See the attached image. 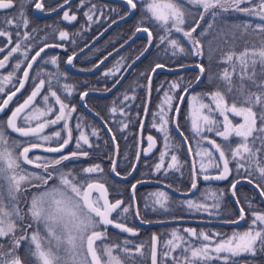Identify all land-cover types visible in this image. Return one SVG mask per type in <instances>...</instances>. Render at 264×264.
I'll return each instance as SVG.
<instances>
[{
    "label": "snow or ice",
    "instance_id": "6c2138e0",
    "mask_svg": "<svg viewBox=\"0 0 264 264\" xmlns=\"http://www.w3.org/2000/svg\"><path fill=\"white\" fill-rule=\"evenodd\" d=\"M17 2L18 0H0V10L12 9ZM28 2L32 3L33 0H28ZM68 2L69 0H64V4H68ZM80 3L83 5L85 0H80ZM126 4L130 10L137 9L140 4L141 23L149 21L155 24L163 33L158 37L160 43L166 41L174 50V54L175 50H178L179 53L187 52L196 57H204L209 64L213 62L216 49L212 47V40H208V54L205 56L201 37L212 35L213 39L218 38L213 35V28L215 21L223 12L236 11L260 18L261 22L255 25L249 23L235 26L242 29L243 33L247 34L251 31L261 39L258 48L253 46L251 49L245 48L238 54L229 52L222 57L223 61L230 63L232 72L225 69L219 75L208 74L204 64L197 66L199 73L196 77V84L199 85L201 77L206 76L207 80L213 82L210 85L213 90L191 95L190 104L193 106V111L190 115V128L196 141L195 155L200 158L201 162L197 168L195 157L193 158L190 190H198L200 173H205L202 175L204 181L225 180L231 173L230 160L237 162L238 174L240 169H245L249 182H252L253 175H258L259 179L264 182V0H126ZM245 4L250 6H243ZM189 5H195L202 9L198 12L199 21H205V17L209 16L212 22H206V27L201 28V24L195 22L196 18ZM63 6V4L56 7L49 6L47 10L56 12ZM34 8L45 11L44 0H35ZM94 8L95 5L84 13L88 21L93 19ZM189 18L193 20L191 25L188 24ZM62 19L72 22L77 20V16L70 15L69 11H64ZM3 23L5 25L15 24L17 29L21 26L27 29L30 21L27 19L26 11L21 7L15 17H5ZM198 28H201L199 33H197ZM136 31L147 33L149 44H151L152 32L149 28H137ZM174 33H182L183 37L190 42L191 48L186 49L180 38L175 37ZM16 34L21 35L19 31ZM227 35L225 34V36ZM0 36H7L8 42L11 43V32L0 29ZM59 36L61 39H66L69 33L60 31ZM231 37L235 39V33H232ZM219 38L225 39V37ZM30 39H32L31 32L24 31L22 41L28 42ZM225 42H227L226 39ZM45 47H51V45H45ZM31 48L32 45L28 43L22 50V43L17 42L15 47L0 60V69H4L14 54L22 52L23 60L17 59L12 71L7 75L0 74V93H5V86L12 83L23 61L28 59ZM3 51L4 49L0 48V52ZM42 52H44V47H41L31 57V62L27 64L22 79L18 82L19 86L13 85L15 90L7 94L6 99L0 101V113L5 111L13 97L25 87V82L29 79V70L32 69L33 63ZM72 60L73 57L70 56L67 62L71 64ZM50 62L56 64L57 58H50ZM117 65H119V61ZM237 66L240 69L238 84L233 80ZM258 66L259 72H257ZM163 67L162 64H156L152 72ZM116 71H119V67L116 68ZM108 74L115 73L110 69L108 73H105V75ZM37 76H39V72ZM56 79L58 82L59 77ZM245 81L251 87H246ZM45 83L44 79H40L38 84H34L33 90L23 103L11 110V115L6 121H0V264H25V262L27 264H126V261L127 264H135L137 255L143 258V244L134 246L133 250L128 247L127 240L123 242V246L110 244L106 241L108 226H113L125 233L136 234L134 228L119 221L121 219L126 221L130 211L134 217H139V207L131 202L125 204L120 199L109 200L107 187L100 178L93 175L103 173L104 170L100 165L82 168L80 174H83V179L74 170L66 168L65 161L88 157L89 152L85 150V147L90 148L92 145L89 135L83 130L84 126L79 121L74 125L75 129L80 130L79 135L75 140L73 139V126L70 122L76 108L65 103L57 95V92L52 90L51 74H49L48 80L49 91L41 97L44 107L36 105V98L41 95ZM62 87L65 92L71 91V86L67 84ZM147 87L150 99V77ZM191 87V82L173 81L169 89L164 92V98L157 106V111L152 113V127L158 128L163 134L164 147V151H161L159 155L160 162L155 165L156 172L165 168L166 157L169 159L166 171L172 169L179 171L183 164L176 153L185 146L189 153L193 152V145L187 143L188 137L184 136L183 132H179L184 143L177 145L173 142L170 129V125H172L179 131L180 104L184 100V94H188ZM253 88L256 90L253 91ZM87 95V92L83 93L82 98ZM50 98H53L51 105L48 103ZM229 98H231V102H229ZM124 99L128 100L129 97L125 96ZM131 99H135V96ZM205 100L208 102L205 103ZM120 110L123 111V109ZM111 111L116 112L117 108L113 107ZM144 112L148 113L147 107ZM230 117H240L242 122L233 124ZM18 120L23 126H18ZM54 126H59L58 130L51 134H45L46 129ZM127 126V124L123 125L124 128ZM108 131L111 132V129ZM11 133H16L18 137L27 139L24 143L17 139L10 141ZM207 133H214L216 137H221L223 144L217 143L215 139H210ZM91 135H98L96 129L91 130ZM233 138L238 139L234 148L231 147ZM112 139L115 140L114 135ZM54 140L56 146H48ZM147 141V151L151 152L156 141L152 136H148ZM73 142L76 150L65 154L63 150ZM203 142H207L210 147L203 148ZM225 146L228 148L227 155ZM36 149H42L45 153L55 155H35L30 158L29 153ZM205 158H207L208 167L218 170L222 168L219 174H207L208 167L205 166ZM219 161L223 162L222 165ZM27 165L34 167L32 170H28ZM115 168V161H113V172H115ZM134 170L135 168H133ZM116 174L119 175V173ZM137 183H143V181H137ZM238 183L240 181L236 180L231 185L233 196L236 195L235 189ZM255 187L264 197V188L261 187V184L256 183ZM131 189L134 198L136 184L131 185ZM29 191H31V196L25 201L27 206L25 211L19 207L20 198ZM208 192L209 190L206 189L201 195L205 199L213 200L212 204L201 202L199 199H188L181 203L186 205L189 210L197 212L218 209L224 195L223 191L218 190L219 194L211 192L210 195ZM149 197L154 198L153 204L158 205L160 209L165 211L168 209L170 196L167 192L159 190L150 193ZM236 202L239 204L238 198ZM147 206L145 204V207ZM249 207L252 205L249 204ZM113 213L116 214V219L112 218ZM248 215H250V219L246 220L245 208L241 205L238 220L230 222L246 221L247 229L243 232L234 231L226 237L219 232L214 235H209L206 232L198 233L194 228L174 229L170 234L171 239L165 243L164 258L167 259L171 253L180 249L182 253L180 258L177 260L176 257H173L175 264H210L216 259L222 260L224 264H235V257L244 254L255 256L258 252L264 253V211L253 210ZM26 219L30 222L26 223ZM34 225L35 227H33ZM183 233L189 235L185 237ZM193 237L199 241L198 245L192 243ZM217 237L221 238L216 240ZM97 241L100 242L99 246H97ZM157 241L158 237L153 236V244L150 248L151 264H157ZM5 244L8 245L7 249H5ZM22 244L25 246L23 259L21 258Z\"/></svg>",
    "mask_w": 264,
    "mask_h": 264
},
{
    "label": "trees",
    "instance_id": "16d2710c",
    "mask_svg": "<svg viewBox=\"0 0 264 264\" xmlns=\"http://www.w3.org/2000/svg\"><path fill=\"white\" fill-rule=\"evenodd\" d=\"M34 2L35 0H33L32 3H29L28 0H18L14 8L0 13V29L12 33L11 43L8 42L7 36H0V48L4 49L3 52H0V60H2L3 57L7 55L13 47H15L17 42L22 43V50L27 46L28 43L32 45V48L28 53V59L23 61V64L21 65L20 70L16 72L12 83L10 86H7L9 89L13 90L15 87L19 86L18 82L22 78L23 71L26 69L27 64L31 62V57L34 56L41 47H44V52H42L40 57L37 58L36 62L33 63L29 79L25 82V90L21 94V97L23 98L27 95H30L34 84H38L40 79H44L46 82L45 88L42 90L41 94L42 96L47 94L49 91V74H51L53 86L52 90L56 91L57 95H59L65 103L69 104L70 106H75L76 111L72 113V121L70 122L73 126V139L75 140V138L79 135L80 130L75 129L74 127L75 123L79 121L84 126L83 130L89 135L92 146L90 148L85 147V150L89 152L88 157H81L75 161H65L64 163L66 168L72 169L77 174H80V170L82 168L97 164L100 165L104 171L102 176L98 178L101 179L102 183H105L108 186L109 191L113 196L117 194L116 198L123 200L125 204L131 202V185L137 181H157L168 186L171 185V188L179 192H188L191 187L192 172L188 152L185 147L180 148L179 152L176 153L183 164L179 171L175 169L166 171V166L169 163V159L167 157L164 161L165 168H162L160 172L155 171V165L160 162L159 155L161 151H164V147L163 134L158 130V128L152 127V113L157 111V106L164 98V92L169 89V86L173 81L180 80L182 83L191 82V84H193L196 81L198 73L196 71H187L179 74L159 73L155 76L152 82L150 109L143 131V137L153 136L158 143V150L152 157L141 159L137 172L132 181L127 183L112 182L109 173L112 161L114 159L113 144L102 126L82 110L80 105V96L87 91H106L112 88L120 79L121 75L129 66V64L146 49L148 42L146 39H138L126 50L105 64L103 68L95 75L89 76L70 74L65 68V60L67 56L81 50L83 47L88 45L106 28L109 23L126 16L128 11L124 6L107 0H85L83 5H81L80 0H77L70 7V12L71 14L73 13L77 16V21L73 26H68L63 23L61 16L59 15L47 19H36L33 16ZM63 3L64 0H45V10H47L49 6L56 7L57 5ZM93 5H95V8L93 9V21L91 23L88 21L84 13L88 12L89 8H92ZM243 6L250 5L245 4ZM21 7H23L26 11L27 19L30 21L27 29L23 28L22 26L17 29L15 24L5 25L3 23L4 18L15 17L20 11ZM189 7L191 8L193 16L196 18L195 22L200 23L201 28L206 27V22H212L209 16L205 17V21H199L198 12L202 11V9H199V7L195 5H189ZM141 20V6L138 4L136 14L131 20L115 27L104 38H102L96 44V46H94L76 61L77 67L82 69H91L107 54L129 40L137 28L147 27L152 32L153 47L150 53L129 73L119 89L106 98L91 96L86 100L87 105L104 120L115 136L119 152L116 170L120 175H128V173H130L134 167L137 158L140 126L147 103L148 79L152 69L156 64H163L167 67H177L199 62L204 64L208 74L215 73L219 75L222 74L225 69H227L229 72H232V66L229 62L223 61L222 57L229 52H235L238 54L245 48L251 49L253 46L258 48L260 46L261 39V37H257L256 35L252 34L251 31L245 34L243 33L242 29L235 27L249 23L252 25L260 23L261 20L259 17L249 16L245 13L236 11L223 12L221 16L215 21L213 28V35L218 38L213 39L212 35L201 37V43L204 46L205 56L208 54V40H212V47L216 49L213 62L209 64L204 57H196L194 55L188 54L187 52L179 53L178 50H175L174 54V50L166 41L164 43H160L158 37L163 34L162 31H160L155 24L149 21L141 23ZM188 24H193L192 18L188 19ZM201 28L197 29V33L201 31ZM33 29H35V31H33ZM17 31H19L21 35L18 36L16 34ZM24 31L31 32L32 34V39H30L28 42L22 41V35ZM60 31H67L69 33L68 38L61 39L59 36ZM232 33H235V39H232ZM225 34L228 35L225 36ZM174 36L180 38L183 46L186 49L191 48L190 42L183 37L182 33H174ZM219 37H225L227 42H225V39H220ZM45 45H51V47H45ZM52 57L57 58L56 64H52L50 62V58ZM17 59L23 60L22 52L16 53L10 58L7 66L2 70L4 75H7L8 72L12 71L13 65ZM118 61L119 65H117ZM117 67H119V71H116ZM110 69L115 74L105 75V73H108ZM38 72L39 76H37ZM239 72L240 69L237 66L236 73L233 74V80L237 84L239 83ZM257 72H259V66L257 67ZM56 77H59L58 82ZM212 83L213 82L207 80L205 76L201 86L197 88L193 94L211 92L213 90V88L210 86ZM64 84L71 86L70 92L64 91L62 87ZM245 86L251 87L247 81H245ZM252 90L255 91L256 89L253 88ZM125 96H128L129 99L125 100ZM133 96H135V99H131ZM21 102H23V100H18L16 104L18 105ZM204 102L207 103L208 100H205ZM229 102H231V98H229ZM35 103L41 108L44 107L41 96L36 98ZM48 103L50 105L53 104V98H50ZM113 107L117 108L116 112L111 111ZM120 109H123V111ZM230 118H232L233 124L242 122V118L240 117ZM156 122L158 123L159 121ZM124 124L128 125L127 128L123 127ZM189 124L190 122L188 119L186 100L179 116V125L182 132L188 137V142L193 145V155L196 160L194 152L195 139L191 134ZM58 128L59 126H54L52 128L46 129L45 134H50ZM92 129H96L98 132L97 136L91 135ZM170 129L173 142L177 145L183 144L181 139L174 133L172 125H170ZM207 135L210 137V139H215L217 143L223 144V139L221 137H216L214 133H207ZM10 138L20 140V138H17L13 134H11ZM26 139L27 138H23L20 141L24 143ZM237 143L238 139L233 138L231 147L234 148ZM143 145H145L144 140ZM25 146L27 145L25 144ZM203 146L206 148L210 147L207 142H203ZM258 146L259 144L257 143V147ZM75 150L76 147L75 143L73 142L69 152ZM225 152L227 155V146H225ZM219 163L222 165V161H219ZM236 164V161L230 160V177L226 181L220 183L203 182L201 176L199 175V189L197 194L192 198L181 199L169 194L170 202L166 211L163 209H154L153 203L149 198V193L155 187H140L137 190V203L140 210V217L146 221H157L174 218H196L221 221L236 220L239 217V211L237 210L230 196V188L232 183H234L236 180L243 178L249 179L248 173L245 171V169H240L239 174L237 173ZM245 167L247 168V164ZM80 175L82 176L81 179H83V174ZM93 175L96 176L98 174ZM251 180L255 184L260 183L261 187L264 188V182L259 179L258 175H253ZM206 189L209 190V195L211 192H217V194H219L218 190L223 191L224 195L220 200V207L218 209L210 210L209 212H195L193 210L188 211L189 209L187 206L181 203L182 201L188 199H199L201 202L212 204L214 202L213 200L205 199V197L201 195V193ZM120 193L122 195H120ZM236 196L239 199L240 206L242 205L245 208L246 220L250 219V215L248 214H250L251 211H264V204L261 198L250 186H240L236 190ZM5 203H7V200H5ZM145 204L148 206L145 207ZM249 204H251L252 207H249ZM193 212L196 214H193ZM172 214L174 217H169V215ZM128 215L129 217L126 221L123 220V223H127V225L131 228H137L132 211H130ZM177 228H194L198 233L206 232L209 235H214L215 233L219 232L226 237L230 236L234 231H245L247 229V223L245 221V224L242 228L198 225L162 226L141 230L139 235H126L124 233L111 231L107 243L122 245L123 242L127 240L129 242L128 247L132 248L133 250L134 246L143 244V258H141L139 255H137L136 258L140 261L139 264H151L149 260L150 248L153 244V236H156L158 237V241L156 242L158 255L157 264H175L173 260L168 258L165 259L163 253L165 251L166 241L171 239V232ZM183 235L187 237L189 234L183 233ZM220 238L221 237H217L216 240H219ZM192 243L194 245H198L199 241L193 237ZM6 245L7 244H5V246ZM24 252L25 246L22 244V259L24 258ZM181 255L182 253L180 249H177L175 252H173L172 258L176 257L178 260ZM263 256L264 253L258 252L255 256L244 254L239 257H235L234 260L235 264H264ZM25 264H27V262H25ZM210 264H224V262L222 260L216 259L211 261Z\"/></svg>",
    "mask_w": 264,
    "mask_h": 264
},
{
    "label": "water",
    "instance_id": "95a60500",
    "mask_svg": "<svg viewBox=\"0 0 264 264\" xmlns=\"http://www.w3.org/2000/svg\"><path fill=\"white\" fill-rule=\"evenodd\" d=\"M45 1V0H44ZM77 0H69L68 4H63V8L62 9H59L56 11V12H50V11H39V10H36L34 7H33V16L36 18V19H47V18H51V17H55L57 15H60L63 17V12L64 11H69L68 9L76 2ZM107 1H110V2H113V3H117V4H120L122 6H124L127 11H128V14L120 19H117L115 20L114 22H112L109 26H107L98 36H96L88 45H86L84 48H82L81 50H79L78 52L74 53L71 55V57H73V60H72V63L69 64L68 62H66V70L70 73V74H78V75H95L97 74L105 64H107L110 60H112L113 58H115L117 55H119L120 53H122L124 50H126L129 46H131L135 41H137L138 39H146L148 44H147V51H143V55H139V59H135L133 60L129 66L126 68V70L124 71V73L121 75L120 79L118 80L119 83H116L115 86H113L112 88H110V91L109 90H106V91H87L88 95L87 96H83L82 98V95H81V98H80V105H81V108L88 114L90 115L91 117H93L97 122H99L103 128L105 129V131L107 132V134L109 135L110 139H111V142L113 144V147H114V160L115 161V165L117 167V163H118V156H119V152H118V145H117V142L116 140H113L112 137H113V133L112 132H109L108 129L109 126L103 121V119L97 115V113L95 111H93L86 103V100L88 97H99V98H106L110 95H112L114 92H116L119 87L122 85V83L124 82V80L126 79V77L129 75V73L145 58L148 56V54L150 53L152 47H153V35H152V38H151V44H149V38H148V35L147 33H144V32H137L135 31V33L133 34V36L127 40L125 43L121 44L120 46H118L116 49H114L111 53V55L107 54L105 57H107V59H105V57L103 59H101L93 68L91 69H88V70H85V69H81V68H78L75 66V61L77 59H79L82 55H84L85 53H87L89 50H91L94 46H96V44L102 39L104 38L111 30H113L115 27H117L118 25L122 24V23H125L129 20H131L135 14H136V11L137 9L135 10H130L129 7L127 6L126 4V0H107ZM10 10V9H8ZM8 10H0V12H6ZM129 12H131V14H129ZM70 14V13H69ZM62 21L66 24V25H74L76 23L77 20L75 21H72V22H69V21H66V20H63ZM143 28V27H141ZM150 30V29H149ZM68 61V59H67ZM101 61H103V63H101ZM201 64L199 62H196V63H192V64H187V65H184V67H181V66H177V67H167L164 65L163 68L161 69H157L154 73L151 71L150 73V78H151V89H152V82H153V79L155 78V76L159 73H168V74H179V73H183V72H187V71H196L197 73H199V70H198V65ZM163 65V64H162ZM205 76L204 77H201V81L199 83V85L196 84V81L192 84V87L189 89V93L188 94H184V100L183 102L180 104V113H181V110H182V107L184 106V103L185 101L187 100V98L197 89L201 86L203 80H204ZM22 91V89L20 90ZM85 93V92H84ZM17 95L15 97H13V100L9 103L8 107L5 109V111L3 113H0V116H3L7 113L10 105L15 101V99L17 98ZM150 101H151V93H150V99H149V92H148V95H147V103H146V107L148 109V113L145 114L144 113V116H143V119H142V122H141V126H140V132H139V148H138V154L137 156H139V159L136 158V161H135V164H134V167L135 170L133 171V168L131 170V175H117L116 173L117 170L115 168V172L112 171V166H111V171H110V174H111V177L113 180L117 181V182H121V183H126V182H130L134 179V176L137 172V169L139 167V164H140V161L142 158H150L152 157L158 150V143L156 141V144H155V147L152 149L151 152L147 151V148H148V141H147V137L143 138V131H144V128H145V125H146V121H147V118H148V115H149V109H150ZM180 116V114H179ZM178 122H179V117H178ZM173 127V131L174 133L181 139V141L184 143V141L182 140L181 136L179 135V132H182L181 129H179V131H177L174 126ZM14 134L15 136H18V134L16 133H12ZM184 134V133H183ZM185 136V134H184ZM143 139H145L147 145L143 148ZM187 143H189L187 141ZM70 145V144H69ZM68 145V146H69ZM68 146L63 150L65 151ZM186 150H187V147L185 146ZM45 153L42 149H36L34 150V152H31V153ZM188 152V151H187ZM29 153V156L30 154ZM51 154V153H49ZM188 156H189V162H190V166H191V172H192V175H193V169H192V162H193V158H194V155H193V152L192 153H189L188 152ZM113 163V162H112ZM223 163V162H222ZM27 166H30V167H34V166H31V165H27ZM230 177V174L227 176V178L225 180H210V181H203L204 182H207V183H215V182H223V181H226L228 178ZM240 183L236 184V189H235V192L236 190L242 186V185H248L250 186L251 188H253L257 194L259 195V197L261 198L263 204H264V197H262L259 192L260 190L257 189L255 187V183L253 182H249V179H239ZM136 184V189H135V196L133 198L132 196V189L130 190V196H131V202L138 207V204H137V197H136V192H137V189L142 187V186H155V187H159L161 189H164L166 190L167 192H169L170 194L176 196V197H179V198H192L194 197L198 190H189L188 192H179L171 187H168V185L164 184V183H161V182H157V181H143V183H134ZM198 189H199V181H198ZM230 196L237 208V210L239 211V207H240V204H238L236 201H237V196H233L232 195V189L230 188ZM135 218V221H136V225L138 227V229L136 230V234L135 235H139L140 233V230H145V229H152V228H156V227H162V226H173V225H198V226H222V227H234V228H242L245 224V221H239V223H231L230 221H220V220H205V219H191V218H180V219H171V220H162V221H155V222H148V221H145V220H142L139 217H134ZM238 220V219H237ZM234 221V220H233ZM108 228H112L114 230H117L119 232H122L118 229H115L113 226H108ZM126 235H133L132 233H125V232H122ZM264 258V256H263Z\"/></svg>",
    "mask_w": 264,
    "mask_h": 264
},
{
    "label": "rangeland",
    "instance_id": "374dc122",
    "mask_svg": "<svg viewBox=\"0 0 264 264\" xmlns=\"http://www.w3.org/2000/svg\"><path fill=\"white\" fill-rule=\"evenodd\" d=\"M34 7V6H33ZM73 14V13H72ZM120 19V18H119ZM92 21H93V19H92ZM92 21H90L91 23H92ZM115 21V20H114ZM113 21V22H114ZM111 23H109L107 26H109ZM106 26V27H107ZM2 70L3 69H0V74H3L4 75V73L2 72ZM124 73V72H123ZM22 79V78H21ZM7 86H10V84H8V85H6L5 86V93H0V101H2L4 98H5V96L8 94L6 91H7V89H8V87ZM18 87V86H17ZM191 95H193V93L191 94ZM191 95L188 97V99H187V113H188V119H189V122H190V115H191V113H192V111H193V106L190 104V100H191ZM4 97V98H3ZM21 103H23V102H21ZM21 103H19V104H21ZM18 104V105H19ZM17 105V104H16ZM16 105L11 109V110H13V109H15V107H16ZM39 106V105H38ZM11 110H10V113H11ZM9 113V114H10ZM9 114L6 116V117H2V118H0V121H6L7 120V118H8V116H9ZM190 125V124H189ZM18 126H23L22 125V123L20 122V121H18ZM189 129H190V131H191V128H190V126H189ZM47 134H49V133H47ZM51 134V133H50ZM192 134V133H191ZM63 135V134H62ZM21 139H23L22 137H20V140ZM20 140H18L19 142H21ZM10 141H11V138H10ZM22 143V142H21ZM52 144H56V141L54 140V141H52L51 142V144L50 145H48V146H51ZM147 144L145 143V145H143V148L146 146ZM202 147L203 148H206L205 146H203V144H202ZM194 152L196 153V141L194 140ZM35 155H39V156H43V155H41V154H35ZM35 155H33V156H35ZM196 156V155H195ZM200 158L199 157H196V164H197V168L199 167V164H200ZM204 163H205V166L206 167H208V161H207V158H205V160H204ZM26 168L28 169V170H32L33 168H31V167H29V166H26ZM222 169V168H221ZM221 169H215V168H211V167H208V173L207 174H211V175H217V174H219V171H221ZM203 174H205V173H200L199 175L202 177V175ZM159 190H163V189H161V188H153L151 191H150V193H154V192H157V191H159ZM163 191H165V190H163ZM166 192V191H165ZM149 193V194H150ZM168 193V192H167ZM169 194V193H168ZM30 196H31V191H29L28 193H26V194H24V196H22L21 198H20V204H19V207L20 208H22V209H24L25 211L27 210V206H26V203H25V201H26V199H29L30 198ZM150 198V197H149ZM181 199H183V198H181ZM150 200H151V202L153 203V200H154V198H150ZM184 205V204H183ZM153 206H154V209L156 208L157 210H159L160 208H159V206L158 205H154L153 204ZM188 211H190V210H188ZM193 211H195V210H193ZM195 212H197V211H195ZM195 212H193V214H196ZM190 213V212H189ZM129 214V213H128ZM127 214V218L129 217V215ZM169 217H174V215L172 214V215H169ZM26 223H28V222H30V221H28L27 219H26V221H25ZM33 227H35V225L33 226ZM129 227V226H128ZM29 231H31V230H29ZM17 235H19V233H17ZM99 244H100V242L99 241H97V246H99ZM7 246V245H6ZM5 246V249H7V247ZM122 246H123V244H122ZM172 254L173 253H171L167 258L168 259H171V260H173V258H172ZM122 259H124V257H121ZM149 260H150V262H151V259L149 258ZM157 262H158V255H157ZM140 263V261L135 257V264H139ZM126 264H127V261H126Z\"/></svg>",
    "mask_w": 264,
    "mask_h": 264
},
{
    "label": "flooded vegetation",
    "instance_id": "af4514ba",
    "mask_svg": "<svg viewBox=\"0 0 264 264\" xmlns=\"http://www.w3.org/2000/svg\"><path fill=\"white\" fill-rule=\"evenodd\" d=\"M70 57V55L69 56H67V58H66V60H65V68H66V62H67V59ZM77 61V60H76ZM76 61H75V66H76ZM77 67V66H76ZM79 68V67H78ZM67 71V70H66ZM30 73H31V70H29V76H30ZM15 89H13V90H11V89H7V93L8 94H10V92L11 91H14ZM24 90H25V87L22 89V91H19L17 94V98L15 99V101L10 105V107H9V109H8V111H7V113L5 114V115H3V116H0V118H2V117H6L9 113H10V110L12 109V107H14L15 106V104H16V102H18V100H25L26 98H27V96H25V97H21V94L24 92ZM41 97H42V94L40 95ZM40 96H38V97H40ZM4 98V97H3ZM7 98V95L5 96V98L4 99H6ZM80 98H81V96H80ZM18 105H16V107H17ZM14 110V109H13ZM83 110V109H82ZM84 111V110H83ZM85 112V111H84ZM86 113V112H85ZM87 114V113H86ZM11 115V113L9 114V116ZM88 116H90V115H88ZM91 117V116H90ZM93 120H95L93 117H91ZM96 121V120H95ZM97 122V121H96ZM17 123H18V121H17ZM99 125H101L99 122H97ZM102 126V125H101ZM102 128H103V126H102ZM104 129V128H103ZM56 130H58V129H56ZM105 130V129H104ZM107 133V132H106ZM108 135V134H107ZM109 136V135H108ZM109 139H110V137H109ZM111 140V139H110ZM72 144L73 143H71L69 146H68V148L64 151V153L65 154H67V153H69V151H70V149H71V147H72ZM51 146H53V147H55L56 146V144H52ZM35 154H41V155H43V156H53V155H55V154H49V153H31L30 154V158H32L33 157V155H35ZM111 166H112V164H111ZM30 167V166H29ZM31 168H33V167H31ZM110 171H111V167H110ZM110 174V173H109ZM97 177H100V176H102V174H98V175H96ZM80 178H82V176L80 175ZM110 178H111V181L112 182H117V181H115V180H113L112 179V177H111V174H110ZM117 183H121V182H117ZM105 184V183H104ZM105 186L107 187V189H108V198H109V200L110 201H115V200H117V198H116V196H117V194H115L114 196L110 193V191H109V188H108V186L105 184ZM120 195H122L121 193H120ZM112 218L113 219H116V214L115 213H113V216H112ZM119 222H121V223H123V219H121ZM111 231H114V232H119V231H117V230H114V229H112V228H107V237H108V239H107V241L109 240V236H110V232ZM106 241V242H107Z\"/></svg>",
    "mask_w": 264,
    "mask_h": 264
},
{
    "label": "bare ground",
    "instance_id": "6f19581e",
    "mask_svg": "<svg viewBox=\"0 0 264 264\" xmlns=\"http://www.w3.org/2000/svg\"><path fill=\"white\" fill-rule=\"evenodd\" d=\"M78 52V51H77ZM76 53V52H75Z\"/></svg>",
    "mask_w": 264,
    "mask_h": 264
}]
</instances>
